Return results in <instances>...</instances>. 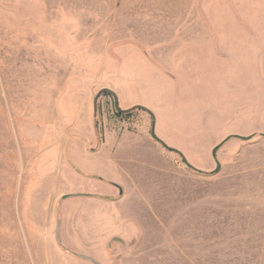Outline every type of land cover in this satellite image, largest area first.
Here are the masks:
<instances>
[{"label": "rangeland", "instance_id": "obj_1", "mask_svg": "<svg viewBox=\"0 0 264 264\" xmlns=\"http://www.w3.org/2000/svg\"><path fill=\"white\" fill-rule=\"evenodd\" d=\"M5 66L63 86L72 264H264V0H0Z\"/></svg>", "mask_w": 264, "mask_h": 264}, {"label": "crops", "instance_id": "obj_2", "mask_svg": "<svg viewBox=\"0 0 264 264\" xmlns=\"http://www.w3.org/2000/svg\"><path fill=\"white\" fill-rule=\"evenodd\" d=\"M55 84L45 97L41 86L27 93L18 87L15 67L0 69V264H72L80 258L59 240L61 223L62 232L70 227L61 209L75 194L64 176L67 167L75 172V155L68 151L78 139L69 146L63 86ZM86 144V155H97L98 147L87 150Z\"/></svg>", "mask_w": 264, "mask_h": 264}, {"label": "water", "instance_id": "obj_3", "mask_svg": "<svg viewBox=\"0 0 264 264\" xmlns=\"http://www.w3.org/2000/svg\"><path fill=\"white\" fill-rule=\"evenodd\" d=\"M103 93H110V94H112L113 96H114V99H115V106H116V108H117V112H119V113H121V114H123V113H127V112H130V111H132L133 109H144V110H146L147 112H149L152 116H154V114H153V112L149 109V108H147V107H145V106H143V105H137V106H134V107H132V108H127V109H122L120 106H119V102H118V97H117V95H116V93L113 91V90H111L110 88H103L102 90H100L99 91V93L96 95V97H95V108H96V104H97V101H98V98H99V96L100 95H102ZM152 134H153V136L156 138V139H158L159 141H161L164 145H166L162 140H160L159 138H158V136L156 135V132H155V120L153 121V125H152ZM231 136H229V137H227L224 141H222L220 144H218L217 146H215V148L213 149V156H214V158L216 159V162H217V166H216V169H215V171H218L219 169H220V162L217 160V150L219 149V147L226 141V140H228L229 138H230ZM239 137H241V138H243V139H248V137H246V136H239ZM167 146V145H166ZM170 150H173V151H175V152H178L179 154H181V156L184 158V156L182 155V153L178 150V149H176V148H174V147H170V146H167ZM185 159V158H184ZM190 167H192V168H194V169H196L194 166H192L190 163H188V162H186Z\"/></svg>", "mask_w": 264, "mask_h": 264}]
</instances>
